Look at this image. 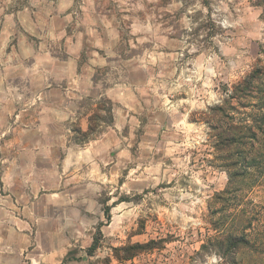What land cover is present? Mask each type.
<instances>
[{
  "label": "rangeland",
  "instance_id": "obj_1",
  "mask_svg": "<svg viewBox=\"0 0 264 264\" xmlns=\"http://www.w3.org/2000/svg\"><path fill=\"white\" fill-rule=\"evenodd\" d=\"M93 114L114 168L89 210L60 202L46 264H264V0H0V156Z\"/></svg>",
  "mask_w": 264,
  "mask_h": 264
},
{
  "label": "crops",
  "instance_id": "obj_2",
  "mask_svg": "<svg viewBox=\"0 0 264 264\" xmlns=\"http://www.w3.org/2000/svg\"><path fill=\"white\" fill-rule=\"evenodd\" d=\"M127 114H123V128L127 124L131 126L132 121L127 119ZM154 121L152 118L146 123L143 134L148 129L167 127L164 123L155 125ZM88 123L87 115L79 125L80 130L86 131ZM52 125L59 130L66 128L62 120H53ZM111 130L103 132V136L79 143L70 142L72 139L64 131H60L58 136H49L42 131V134L34 137L21 135L11 139L12 144L18 145L19 151L0 156V264H20L24 261L28 264H46V233L50 235L56 231V228L46 229V222L59 215L60 202L64 200L74 205L72 207L76 210L82 207L89 210L99 203L100 185L96 180L100 174L108 177L115 163L113 151L110 152L111 164L107 157L112 150L108 145L112 143ZM162 133L164 131L161 130L159 134L158 130L150 146L159 150L156 145L164 143V152L159 160L153 159L156 163L163 162L164 157L169 156L166 150L170 141L163 138ZM125 140L124 137L121 163L124 177L130 178L131 172L134 171L137 176L139 169L132 167L130 143ZM102 148H106V151L100 154ZM148 161L153 162L149 158ZM221 165L217 164L223 169ZM164 170L160 168L157 173L161 174ZM65 182L69 186L64 188L62 184ZM130 200V197L123 196V202ZM64 254L61 262L67 257V252Z\"/></svg>",
  "mask_w": 264,
  "mask_h": 264
},
{
  "label": "trees",
  "instance_id": "obj_3",
  "mask_svg": "<svg viewBox=\"0 0 264 264\" xmlns=\"http://www.w3.org/2000/svg\"><path fill=\"white\" fill-rule=\"evenodd\" d=\"M250 77H255L254 74H252ZM92 120L97 121V116L95 114H93L90 118H89V123H88V128L86 131H76V133L81 137L79 141H88L90 138H93V136L95 135V133L97 132L96 130V125L92 124ZM261 123L264 124V115H262L261 117ZM262 124H259L256 126L257 130L261 133L262 139H264V126H262ZM253 139L257 140L258 138L256 137V135H252ZM227 141V140H226ZM231 142V144L238 142V139L236 137H231V139L229 140ZM253 149V148H252ZM262 152V151H261ZM238 163V160H235L234 162L231 163V165ZM238 176L237 171H234L231 175L230 178H235ZM110 208L109 206H105L104 207V213L106 215L107 218L110 217ZM239 240V237H237L236 235H231L229 237V239L227 240V242L233 244L236 241ZM67 259V257L64 259V261Z\"/></svg>",
  "mask_w": 264,
  "mask_h": 264
}]
</instances>
